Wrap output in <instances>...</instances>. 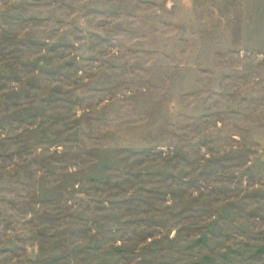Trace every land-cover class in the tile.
Instances as JSON below:
<instances>
[{
	"label": "rangeland",
	"instance_id": "obj_1",
	"mask_svg": "<svg viewBox=\"0 0 264 264\" xmlns=\"http://www.w3.org/2000/svg\"><path fill=\"white\" fill-rule=\"evenodd\" d=\"M0 264H264V0H0Z\"/></svg>",
	"mask_w": 264,
	"mask_h": 264
}]
</instances>
